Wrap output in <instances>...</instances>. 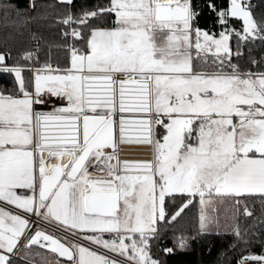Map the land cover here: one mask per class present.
I'll return each instance as SVG.
<instances>
[{
  "label": "snow or ice",
  "instance_id": "6c2138e0",
  "mask_svg": "<svg viewBox=\"0 0 264 264\" xmlns=\"http://www.w3.org/2000/svg\"><path fill=\"white\" fill-rule=\"evenodd\" d=\"M59 3L66 66L31 52L20 59L38 67L9 64L0 51L15 90L0 91V264H35L33 246L55 254L40 264H167L152 250L159 225L194 197L202 207L230 200L247 217L248 201L264 206V72L233 62L242 43L264 41L249 0H206L218 34L199 27L193 0H107L77 12L73 0ZM52 98L64 103L43 111ZM130 146L150 158H129ZM219 228L201 212L197 235ZM232 233L262 247L236 264H264V240L238 224Z\"/></svg>",
  "mask_w": 264,
  "mask_h": 264
},
{
  "label": "trees",
  "instance_id": "16d2710c",
  "mask_svg": "<svg viewBox=\"0 0 264 264\" xmlns=\"http://www.w3.org/2000/svg\"><path fill=\"white\" fill-rule=\"evenodd\" d=\"M39 7L33 9L32 3ZM194 3L201 5V15L198 17L199 27L216 32L221 30L216 24L213 14L206 8V0H193ZM218 3L227 4V0H217ZM77 6L73 9L77 12L80 8H91L96 4L107 3V0H73ZM5 5H12L15 9L21 10V15ZM255 7L252 8L254 18L258 23L264 22V0H253ZM65 8L59 0H0V51L8 50L11 52L12 60L9 64L17 60L21 64H31L34 67L39 65L33 61H24L20 57L25 52H31L39 57L40 64L45 61L66 66L69 53L65 45L68 41L62 36L63 25L57 23L58 19L64 14ZM8 12V15H5ZM234 28L240 29L242 21L234 19ZM230 45L235 52V38L230 40ZM82 47V45H78ZM241 55L233 56V62L237 63L243 71L253 73L264 72V41L254 40L244 42L240 46ZM256 63L253 64L252 61ZM25 75H29L25 73ZM14 74L0 72V91L12 92ZM181 202L179 200L169 201L170 210H175ZM249 209L253 212L251 217L243 214L242 210L237 215V224L241 232L247 230L251 239L254 241L264 240V206L259 199L248 201ZM200 202L199 197H194L192 203L188 205L180 217L170 223L161 222L159 225L160 239L153 244V254L166 260L167 264H236L241 255L248 252L260 254L262 247L259 242L248 246L242 245L232 232H206L200 235ZM196 236L194 241H190V247L186 250L175 251V254L164 256L161 249L165 247H175L176 240L181 237ZM237 247L232 248L231 245ZM33 259L35 263L41 262L43 253L52 254L46 250L33 246ZM40 253V255H35ZM20 264H28V261H21Z\"/></svg>",
  "mask_w": 264,
  "mask_h": 264
},
{
  "label": "rangeland",
  "instance_id": "374dc122",
  "mask_svg": "<svg viewBox=\"0 0 264 264\" xmlns=\"http://www.w3.org/2000/svg\"><path fill=\"white\" fill-rule=\"evenodd\" d=\"M209 59H211V54H209ZM93 174L102 175L103 173L97 170ZM202 211L206 215L216 216L219 218L220 228L218 229V231L214 229L211 232H232V228L237 224L236 209L233 202L230 200L221 201L219 199H215L213 204L203 207L200 204V215ZM41 255L43 258L47 260L54 259L53 256L48 253H43ZM35 264H40V263H35Z\"/></svg>",
  "mask_w": 264,
  "mask_h": 264
},
{
  "label": "crops",
  "instance_id": "0c3cea01",
  "mask_svg": "<svg viewBox=\"0 0 264 264\" xmlns=\"http://www.w3.org/2000/svg\"><path fill=\"white\" fill-rule=\"evenodd\" d=\"M63 103H64V101L58 100L56 106L63 104ZM52 108H54V107L42 106L43 111H49ZM98 111L102 112L103 110H98ZM127 155L129 158H141V159L150 158V154L148 152V149L144 146H141V147L130 146V151H128ZM18 191H20V190H18Z\"/></svg>",
  "mask_w": 264,
  "mask_h": 264
},
{
  "label": "built area",
  "instance_id": "2783aa9c",
  "mask_svg": "<svg viewBox=\"0 0 264 264\" xmlns=\"http://www.w3.org/2000/svg\"><path fill=\"white\" fill-rule=\"evenodd\" d=\"M251 4H253V0H249ZM255 19V18H254ZM260 40V39H258ZM58 100L56 98H52L50 102L47 105H44L45 107H55L57 105ZM251 264V262H249Z\"/></svg>",
  "mask_w": 264,
  "mask_h": 264
},
{
  "label": "water",
  "instance_id": "95a60500",
  "mask_svg": "<svg viewBox=\"0 0 264 264\" xmlns=\"http://www.w3.org/2000/svg\"><path fill=\"white\" fill-rule=\"evenodd\" d=\"M35 247H38V248H40L39 246H35ZM41 249H43V248H41ZM43 250H46V251H48L47 249H43ZM49 252V251H48ZM61 259H64V258H61Z\"/></svg>",
  "mask_w": 264,
  "mask_h": 264
}]
</instances>
